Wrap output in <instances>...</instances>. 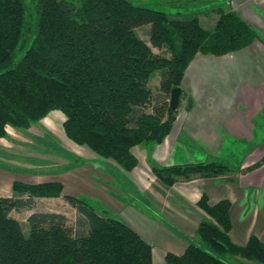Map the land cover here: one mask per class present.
<instances>
[{
  "label": "trees",
  "instance_id": "obj_1",
  "mask_svg": "<svg viewBox=\"0 0 264 264\" xmlns=\"http://www.w3.org/2000/svg\"><path fill=\"white\" fill-rule=\"evenodd\" d=\"M218 14L207 31L198 16L129 0H0V139L8 125L27 131L60 111L71 141L131 172L138 165L131 149L161 144L172 131L171 93L197 54L221 57L264 41L235 11ZM157 72L155 94L149 83ZM154 171L173 186L193 173L209 178L228 169L212 163ZM13 190L28 198L0 197V264H153L149 243L84 196L66 197L79 214L74 226L65 215L35 213L27 235L11 212L31 208L37 198H60L64 187L15 182ZM199 207L211 218L200 223V242L187 238L185 254H168L167 264H232L237 256L264 264V243L256 236L245 247L230 239L229 201L210 205L204 195Z\"/></svg>",
  "mask_w": 264,
  "mask_h": 264
},
{
  "label": "crops",
  "instance_id": "obj_2",
  "mask_svg": "<svg viewBox=\"0 0 264 264\" xmlns=\"http://www.w3.org/2000/svg\"><path fill=\"white\" fill-rule=\"evenodd\" d=\"M149 2L176 10L183 5L206 8L202 14L194 16H198L207 31L216 27L219 10H233L264 40V0ZM177 13L182 16L179 10ZM206 18L210 21V30L203 24ZM181 90L180 108L172 131L161 144L133 147L131 152L138 165L131 172L124 171L113 161L100 159L88 148L71 141L63 128L65 116L61 115L59 120L61 127L54 121L57 111L44 118L40 128H45L69 154L59 150L55 155L47 156L42 151L40 153L46 159L39 161L35 160L38 149L27 148L35 154L14 152L12 144L1 143L0 139V161L7 166L0 169V197L27 199V195L14 192L15 182L28 185L61 183L64 192L60 198H37L31 208L12 212L35 210L27 220L35 213L66 215L60 210H36V207L40 203L64 202L66 197H91L152 246L153 264H167L168 254L184 255L189 246L187 238L200 242L197 235L200 223L205 218L211 220L199 207L204 195L210 205L225 200L230 202L232 226L229 237L235 245L247 246L252 236L264 243V41H255L245 49L221 57L197 54L185 72ZM47 119L55 122L54 130L49 129ZM8 128L19 136L26 133L7 127L12 142L25 148L30 146L24 143L23 136L14 138ZM81 157L85 164L79 166L77 160ZM24 158L33 159L37 164L23 165ZM212 163L225 166L227 174L207 178L193 173L190 178H180L170 188L152 171L154 167ZM37 166L45 167L19 176L24 168ZM98 172L103 178L96 177ZM229 260L232 264H262L239 256Z\"/></svg>",
  "mask_w": 264,
  "mask_h": 264
},
{
  "label": "rangeland",
  "instance_id": "obj_3",
  "mask_svg": "<svg viewBox=\"0 0 264 264\" xmlns=\"http://www.w3.org/2000/svg\"><path fill=\"white\" fill-rule=\"evenodd\" d=\"M28 1H31V0H28ZM133 2H135L134 4H137V5H140V6H143V7H147V8H151V9H156V10H164L166 11L167 13H172L173 15L176 14L179 10V12L182 14V16L184 18H192L194 15H198V14H202V12L206 11L207 9L206 8H200V7H188L186 5H183L180 9H172L171 7H169L168 5H165V6H154V4L152 2H149V0H133ZM208 13V12H207ZM210 23L209 19L206 18V20H204V26L207 27L209 30L211 29V27L208 25ZM140 36L142 37V39L146 40L147 42H149V37L147 35H145V33H143V31H140ZM150 45V44H149ZM153 51L154 53H156L157 55H163L167 58H171V54L165 50H158L156 48H153ZM160 80H161V74L160 72H157L154 77L151 79L150 83H149V87L150 89L153 91V93H157L160 91ZM55 112V111H53ZM178 113V111H177ZM61 115H64L62 112L60 111H57V114H56V117L54 118V121H56V124H60V121L62 119V116ZM46 124L48 125L49 129H53L54 126H55V122H52L50 119H47L46 120ZM10 125H8L7 127H9ZM61 127V124L59 125ZM6 127V129H7ZM12 127V126H10ZM41 126H38L33 128V129H29L27 131H24V130H20L22 132H25L26 134L25 135H22V136H19V134H15L13 133L10 128H8V130L13 133V137L16 138H20L22 137V140L25 141L24 143H29L28 145H30L29 147H26L23 146L22 144L21 145H16L17 143H14L12 142L11 139L8 138V134L4 137V138H1L2 139V142L1 143H5L7 145L9 144H12L14 148H11V150H13L14 152L16 151H23L25 153L27 152H30V153H33L35 154L32 150H29L27 148H32L33 150H37L39 151V153H37L38 155H36L35 157V160H39V161H42L44 159H46L43 155H41L40 152H44L45 155H49L50 156L53 154L55 155L57 152H59V150H61L62 153H66V154H69V151L61 144L58 143V141L56 142L55 140H53L51 138V136L48 134V131L46 132L43 128H40ZM14 128V127H13ZM15 129V128H14ZM18 130V129H17ZM54 130V129H53ZM7 133V132H6ZM46 136V137H45ZM21 140V142H22ZM20 141V140H18ZM155 144V143H154ZM16 145V146H15ZM41 145V146H40ZM25 149V150H23ZM56 152V153H55ZM13 153V152H11ZM14 154V153H13ZM80 157V156H79ZM73 158V157H72ZM82 158L84 157H81L77 160L78 165H82V164H85V160H83ZM23 159V158H21ZM75 159V158H74ZM76 160V159H75ZM25 161V162H24ZM70 163V162H69ZM23 165L25 164H29V165H33V164H37V162H33V159H30L28 160V158H24L23 160ZM69 165V164H68ZM4 167L7 168V166H5L4 163H2L0 161V169H4ZM45 167V166H42V167H38L37 168H34V167H27V168H24L25 170H21L20 172V175L21 176L22 174H25L27 173L28 171H36L38 169V171H41V169ZM163 169V168H159V167H154L152 169L153 171V174L154 176L160 180L154 169ZM165 168H172V167H165ZM36 169V170H35ZM101 169V168H100ZM102 170V169H101ZM19 171V170H18ZM83 171V170H82ZM90 171V170H89ZM80 172V171H79ZM91 172L93 173L94 171L91 170ZM84 173V171L82 172ZM227 174V173H226ZM27 175H30V174H27ZM97 178H103L102 177V174L100 172L97 173ZM95 179V178H93ZM94 181V180H93ZM161 181V180H160ZM21 183V182H20ZM161 183H163L161 181ZM28 185V184H27ZM163 185L167 186V187H172V186H168L166 185L165 183H163ZM91 200L93 201H96L97 203L103 205L102 203H100V201L96 200V199H93L91 197H89ZM61 203V204H60ZM60 203H55V202H52V203H49L47 205H44L43 203H40L39 205H37L36 207V210H44V209H53V210H60V211H63L68 219V224L70 226H74L76 224V221L78 220L79 218V214L77 212H75L74 209H72V205L70 204V202L66 199L64 202L63 200L60 202ZM74 208V207H73ZM202 209V208H201ZM35 210H31V211H27V210H21V211H17V212H12V217L16 218L23 230L25 231V233H27L29 230H30V225H28V222H27V217L28 215L31 213V212H34ZM30 232V231H29ZM29 233H27L28 235Z\"/></svg>",
  "mask_w": 264,
  "mask_h": 264
},
{
  "label": "water",
  "instance_id": "obj_4",
  "mask_svg": "<svg viewBox=\"0 0 264 264\" xmlns=\"http://www.w3.org/2000/svg\"><path fill=\"white\" fill-rule=\"evenodd\" d=\"M182 90L181 88H175L171 93L170 106L173 110L180 108Z\"/></svg>",
  "mask_w": 264,
  "mask_h": 264
}]
</instances>
